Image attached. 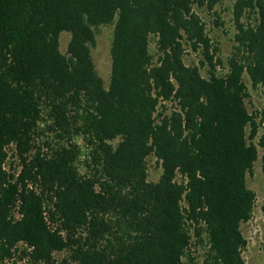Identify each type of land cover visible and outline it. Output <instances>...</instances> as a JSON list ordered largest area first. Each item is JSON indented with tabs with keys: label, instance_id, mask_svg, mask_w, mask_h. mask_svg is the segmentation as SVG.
Wrapping results in <instances>:
<instances>
[{
	"label": "trees",
	"instance_id": "1",
	"mask_svg": "<svg viewBox=\"0 0 264 264\" xmlns=\"http://www.w3.org/2000/svg\"><path fill=\"white\" fill-rule=\"evenodd\" d=\"M218 2L0 0V264H194L197 247L202 264H245L257 162L264 182V0H233L224 74L195 12L220 28ZM110 25L105 88L91 48Z\"/></svg>",
	"mask_w": 264,
	"mask_h": 264
},
{
	"label": "rangeland",
	"instance_id": "2",
	"mask_svg": "<svg viewBox=\"0 0 264 264\" xmlns=\"http://www.w3.org/2000/svg\"><path fill=\"white\" fill-rule=\"evenodd\" d=\"M233 0H219L214 10L219 14L220 20L223 22V26L217 28L214 26V17L211 13H208L206 9H197L195 12L202 19L206 26V32L210 39L218 45L220 49L219 57L225 66L224 69L218 70V74H224L226 71L227 61L231 53L232 38L234 35V27L232 22V9ZM113 25L101 26L95 29V43L91 48V58L94 63L97 76L102 80L104 87L106 88L110 78L111 58L110 48L113 37ZM70 35L68 33H62L59 40V51L65 54L67 43ZM150 53L155 54V48L153 43L149 47ZM184 64L187 66H197L199 56L193 53H187L184 56ZM200 74L202 77H207L206 70L201 69ZM245 83L250 94V98L246 101V107L249 112L259 110L262 106V97L259 91H252L250 84L245 78ZM80 146V172H89L84 166V162L91 164L92 148L85 145L80 139L75 140ZM118 141L113 142L116 145ZM147 174L148 181L156 182L161 174V168L156 163L155 159L150 157L147 159ZM260 175V165L257 162L253 169L252 176L247 175V186L256 195L255 207L252 215V219L241 226V233L245 238L247 245L242 252V257L245 264H264V218L260 211L262 198L264 196V182H258V176ZM204 237V236H203ZM192 258L194 264H202L204 259L205 249L202 247L192 248ZM63 254H58L55 257L57 260L61 259ZM186 264H190L186 261Z\"/></svg>",
	"mask_w": 264,
	"mask_h": 264
},
{
	"label": "built area",
	"instance_id": "3",
	"mask_svg": "<svg viewBox=\"0 0 264 264\" xmlns=\"http://www.w3.org/2000/svg\"><path fill=\"white\" fill-rule=\"evenodd\" d=\"M44 215H45V217H46L47 214L45 213ZM61 235L63 236V234H61Z\"/></svg>",
	"mask_w": 264,
	"mask_h": 264
}]
</instances>
